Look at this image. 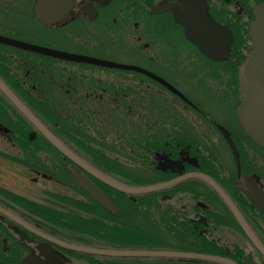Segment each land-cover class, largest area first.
<instances>
[{
    "label": "flooded vegetation",
    "instance_id": "af4514ba",
    "mask_svg": "<svg viewBox=\"0 0 264 264\" xmlns=\"http://www.w3.org/2000/svg\"><path fill=\"white\" fill-rule=\"evenodd\" d=\"M180 1L201 0H0V38L108 63L63 60L0 43L2 80L20 84L14 86L24 96L48 98L53 114L81 116L62 130L34 114L75 162L29 124L25 133L6 123L8 109L0 99V168L13 175V186L0 181V208L20 221L0 213V264H43L52 257L60 264H92L90 255L54 241L103 247V222H141L138 228L131 225L132 233L143 242L160 243L155 249H167L162 246L171 237L195 244L204 235L222 257L264 264V150L245 134L236 115L243 100L237 72L252 50V9L264 6V0H202L210 18L231 35L220 61L202 55L169 11L152 12ZM220 129L232 139L240 175L257 191V204L235 183L233 153ZM88 170L134 187L182 180L127 195ZM71 171L97 188L116 213L94 202ZM196 174L221 187L257 246ZM21 206L48 213L47 219ZM89 212H95V220L88 219ZM89 222H95V231H88ZM225 232L243 248L227 242ZM94 260L105 264L101 257Z\"/></svg>",
    "mask_w": 264,
    "mask_h": 264
},
{
    "label": "water",
    "instance_id": "95a60500",
    "mask_svg": "<svg viewBox=\"0 0 264 264\" xmlns=\"http://www.w3.org/2000/svg\"><path fill=\"white\" fill-rule=\"evenodd\" d=\"M169 11L173 20L181 25L184 29V35L193 45H195L200 53L205 57L220 61L225 59L229 51L231 43L230 32L219 24L215 23L207 13L205 3L201 0L199 3L175 2L172 4H161L152 12ZM253 22L249 26L248 36L251 41L252 50L241 66L238 68L237 79L239 88L243 95V100L237 109V119L240 127L245 134L260 148L264 150V6H255L252 9ZM0 43L10 45L12 47L38 53L48 57L60 58L63 60L106 65L100 61L89 58H78L70 55L57 53L55 51L44 49L20 42L0 38ZM111 65V64H110ZM112 66V65H111ZM120 67V66H114ZM129 68V67H122ZM171 89V88H170ZM174 93L179 95L173 89ZM0 94L6 101L16 110V112L35 130L37 131L51 146H53L61 155L70 158L76 162L72 153L59 141V139L51 133L47 127L34 115V113L13 93V91L0 78ZM180 96V95H179ZM181 97V96H180ZM226 142L229 145L235 162V183L239 187L241 193L246 195L253 203L257 204V191L250 185L247 177L240 175L238 156L235 148L228 137V134L220 129ZM34 133H30L28 138L32 139ZM93 176L111 187L112 189L127 195H142L152 193L163 188L173 186L182 179H175L161 184L147 186H126L105 177L98 173L88 170ZM72 177L77 181L79 186L104 210L111 214L116 213L112 203L93 185L71 171ZM209 187L220 199V201L230 211L238 226L249 237L254 246H257L249 227L243 221L241 215L232 204L229 197L219 187V185L203 174L193 175ZM0 213L5 217L20 222L10 213L0 208ZM225 240L232 245L243 248V244L228 232L223 234ZM56 244L73 252L86 254L96 257L105 258H134V259H169L196 261L212 264H238L226 257L197 254L184 252L173 249H116V248H96L89 246H79L74 244H66L54 241ZM47 262V261H46ZM43 264H60L56 259L49 263Z\"/></svg>",
    "mask_w": 264,
    "mask_h": 264
},
{
    "label": "trees",
    "instance_id": "16d2710c",
    "mask_svg": "<svg viewBox=\"0 0 264 264\" xmlns=\"http://www.w3.org/2000/svg\"><path fill=\"white\" fill-rule=\"evenodd\" d=\"M234 45L232 47V50L234 49ZM242 50V48H238V50ZM1 76V75H0ZM2 77V76H1ZM3 81L8 85V87L18 96L20 97L21 101L39 118L41 119L45 124H49L51 122L48 114L46 113V110L50 106L48 103L45 104V102L42 104L40 102L34 103L35 97L32 95L25 96L20 94L15 87L16 85L19 86L20 84H13L11 82H8L5 78ZM15 85V86H14ZM0 99L5 103L9 114H11L14 118V120L20 125V127L23 129V131L26 133L29 130L28 123L16 112V110L4 99L2 96H0ZM25 99V100H24ZM24 100V101H23ZM27 100V101H26ZM25 128V130H24ZM27 128V129H26ZM24 135V133H23ZM25 138V135L24 137ZM201 185H204L202 182H200ZM27 204L30 203L28 201H25ZM25 205V204H24ZM23 209L27 210L28 212L37 215V217L47 219L45 214L38 213L36 214L33 210V207H25L21 206ZM40 211V210H39ZM112 218V217H111ZM215 226H223L224 224L222 222H214ZM131 222H119L118 227L114 229L112 232V229L109 230L105 229L103 241L104 246L109 248H116V249H153L155 247H158L160 243L157 242H143L144 239H138L134 241L132 238V231L130 229ZM115 232H117L115 234ZM183 237V236H182ZM184 242V243H183ZM184 239H182L181 243H178L176 247L170 246V245H163V248H170L175 249L179 251L184 252H191V253H197V254H206V255H214V256H223L221 249L218 248L215 244L212 243L211 240L208 239V237L201 235L198 237V240L195 244H189L186 243ZM239 252V251H238ZM240 253V252H239ZM92 264H94V259L99 258L96 256H87ZM103 258L104 263H110V264H212V263H205V262H196V261H184V260H169V259H133V258ZM232 260L236 261L238 264H243L240 261V257L238 258H232Z\"/></svg>",
    "mask_w": 264,
    "mask_h": 264
},
{
    "label": "rangeland",
    "instance_id": "374dc122",
    "mask_svg": "<svg viewBox=\"0 0 264 264\" xmlns=\"http://www.w3.org/2000/svg\"><path fill=\"white\" fill-rule=\"evenodd\" d=\"M36 102H40V103H44L45 102V104L46 103H48V104H50L51 102H50V100L48 99V98H38V97H35V99H34V103H36ZM50 102V103H49ZM49 109V108H48ZM52 112H54V111H52ZM46 113L48 114V116H49V118H50V120H51V122H49L51 125H56V126H58L59 128H61L62 130H64L63 129V127H65L64 125H66L65 123H67V121L69 122V121H72L73 122V124L74 123H78V122H80V118H81V116L80 115H78V114H76V115H72L73 117H74V119L73 120H71L70 118H67V116H66V118H65V116H63V115H61V114H53V113H51V111H50V109H49V111L48 110H46ZM55 113V112H54ZM67 119V120H66ZM5 122L6 123H8L9 125H13L14 127H17V125H18V123L14 120V118H13V116L11 115V114H9V111H8V114H7V118H6V120H5ZM24 130H25V128H24ZM24 132V131H23ZM107 140H109V138L107 139ZM224 159H228L226 156H225V158ZM229 160V159H228ZM9 172H11V169H9V168H7V169H4L3 170V168L1 169L0 168V174H1V176H2V178H0V181L5 185V186H13L12 185V174L11 173H9ZM11 177V178H10ZM24 195H28V194H24ZM29 197H32L31 195H29ZM94 215H95V212H89V214H88V219H92V220H95V218H94ZM91 216H93V217H91ZM104 224H103V235H104V233H105V229H107V230H109L110 228L112 229V232L114 231V229H115V227L117 228L118 227V225H112V223L111 222H103ZM144 223V222H143ZM140 224H141V222H132L131 223V225H133V226H135V227H140ZM87 229H88V231H91V230H93V231H95V229H96V225H95V222H89V224H88V226H87ZM130 229H131V227H130ZM117 232H115V234H116ZM182 236V235H181ZM132 238L134 239V241H136V240H138L137 239V237L133 234L132 235ZM182 242V238L180 237V239L179 240H176L175 238H173V237H171V238H169L168 240H166V242H165V244L166 245H170V246H174V247H176V245H178V243H181ZM184 243V242H183ZM186 244V243H185ZM187 245V244H186ZM103 246V245H102ZM188 246V245H187ZM103 247H105V246H103ZM103 247H100V248H103ZM107 248H109V247H107ZM105 264H110V263H105Z\"/></svg>",
    "mask_w": 264,
    "mask_h": 264
},
{
    "label": "bare ground",
    "instance_id": "6f19581e",
    "mask_svg": "<svg viewBox=\"0 0 264 264\" xmlns=\"http://www.w3.org/2000/svg\"><path fill=\"white\" fill-rule=\"evenodd\" d=\"M58 2H59V1H58ZM56 8H57V7H56ZM27 55H28V54H27ZM27 55H26V57H27ZM32 55H33V54H32ZM30 56H31V55H30ZM78 57H79V56H78ZM33 59H35V58H33ZM33 59H32V60H33ZM27 63H28V62H27ZM27 63H26V64H27ZM19 98H20V97H19ZM24 98H26V97L24 96ZM26 99H28V98H26ZM24 100H25V99H24ZM24 100H23V101H24ZM26 101H27V100H26ZM116 139H117V138H116ZM230 140H232V139H230ZM147 148H148V147H147ZM0 155H1V153H0Z\"/></svg>",
    "mask_w": 264,
    "mask_h": 264
}]
</instances>
